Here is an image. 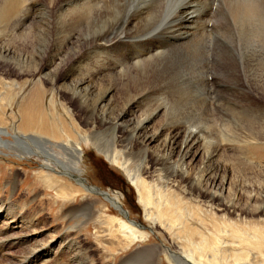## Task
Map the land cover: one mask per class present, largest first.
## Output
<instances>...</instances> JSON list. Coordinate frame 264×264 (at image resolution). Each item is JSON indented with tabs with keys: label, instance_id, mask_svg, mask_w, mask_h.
Here are the masks:
<instances>
[{
	"label": "bare ground",
	"instance_id": "1",
	"mask_svg": "<svg viewBox=\"0 0 264 264\" xmlns=\"http://www.w3.org/2000/svg\"><path fill=\"white\" fill-rule=\"evenodd\" d=\"M40 1L41 10L55 17L52 22L39 18L43 40L71 47L73 54L66 60L59 48L50 63L20 55L19 73L42 70L84 112L86 125L95 129L92 136L74 124L75 130H68L54 112L39 116L38 125L31 124L29 111H24L26 129L10 132L0 127V150L22 159H42L50 179L54 174L69 176L77 187L71 185L66 196L94 194L119 210L122 217L115 222L121 232L113 238L117 245L122 242L121 249H129L147 241L150 233L143 224L125 220L129 215L121 209L118 192L88 185L82 177L79 142L91 143L120 166L138 191L146 220L160 225L173 246H151L128 257L125 264H156L161 253L170 264H264V169L246 156L248 148L264 142V0H53V7ZM222 28L241 33L242 54L229 48H223L222 55L215 51L210 39ZM205 36L209 44L198 46ZM82 46L88 49V74L80 79L73 69ZM190 46L201 48L199 65L205 72L199 71L203 76L198 86L204 91L194 113L171 114L169 96L156 83L164 70L158 66L171 51ZM0 49L4 58L16 57L10 46ZM223 90L243 103L248 121L223 113L215 97ZM66 112L70 115V110ZM101 132L111 133L112 140L101 141ZM1 235L0 249L13 242ZM14 240L24 245L29 241ZM80 250L72 252L68 246L63 258L87 264V254ZM27 252L15 264H66L55 258L54 245H37ZM144 254L147 257L139 260Z\"/></svg>",
	"mask_w": 264,
	"mask_h": 264
},
{
	"label": "rangeland",
	"instance_id": "2",
	"mask_svg": "<svg viewBox=\"0 0 264 264\" xmlns=\"http://www.w3.org/2000/svg\"><path fill=\"white\" fill-rule=\"evenodd\" d=\"M40 2V0H31L30 4L21 5L20 0H0V48L10 46L17 52L16 57L10 60L4 58V54L0 55V127L10 132L13 131V128L20 130L24 126L22 113L26 111H29L28 121L31 124L36 122V125L39 123V116L43 115L45 118L47 114L54 112L57 121L69 125L68 130L74 131L75 127L72 126L74 124L84 134L92 136L95 127L86 125L84 112L75 102L69 101V96L62 91L63 89L60 88L59 84H51L48 77L41 73L42 70L37 74L19 73L21 71L20 55L28 56L34 61L37 59L39 62L41 59L45 63H50L51 58L59 48L66 60H69L68 55L70 57L73 54L71 47L64 45L58 47L43 40V35L40 33V29L38 30L39 18L44 16L52 22L55 17L51 16L49 11L41 10ZM43 2L50 7L53 5V0H43ZM24 19L26 20L25 24ZM211 26L212 24H210ZM212 35L210 43L215 44V51L219 55L223 54V48H229L233 54H238V52L242 54L241 45L244 44V41L241 40V33L237 30L222 28ZM199 40L200 42H196L198 46H205L207 42L209 44L207 36L201 37ZM200 49L199 47L196 50L190 46L186 50H173L168 54L165 62L162 60L158 66L164 70L156 83L163 86L164 91L169 96L170 103L168 106H170V110L173 109L171 114L174 111L194 113L196 106L199 105L200 94L204 91L202 86H198L201 85L198 81L203 76L200 75V72L204 70L199 65V59L202 58ZM0 50L3 51V49ZM87 53V47L82 46L78 54L75 55L79 64L75 70L73 69V73L80 79L88 74ZM170 82L173 83V86ZM182 93H185V97ZM215 97L217 105L222 108L225 115H235L239 122L249 120L247 118L250 116L248 110L232 92L219 91L216 92ZM262 101L264 103V100ZM66 109L70 110V115ZM24 129L26 128L23 127ZM77 132L73 134L76 139ZM103 134L99 137L102 139L101 141L112 140L113 135L111 133L104 134V136ZM5 139L13 140L11 137ZM79 143L82 146V177L86 179L88 185L99 188L101 191L118 192L121 196V209L129 215L128 219H123L146 226L148 228H146V232L150 233V238L145 242H137L129 249H121L122 242L117 245L116 238H113L115 233L121 232V226L119 227L116 223V217H122L119 210L113 208L102 197L94 194L82 193L76 196H66L71 185L77 187L69 176L60 175L61 177H57L54 174V178L50 179L47 176L50 173L44 168L45 163L42 159L37 157L32 159L18 158L13 152L2 148L0 150L2 152H0V211L2 212L0 215V235L10 237L13 241L12 243H4L2 250L0 249V261H3V264H15L27 255V251L32 250L37 245L38 247L47 244L54 245L58 254L55 258L60 261L64 260L62 263L66 264H70L72 260L70 257L63 258L62 251L68 249V246H72V252L77 250L79 252L81 249L80 251L87 254V264H125L128 257L135 256L139 251L149 249L151 246L173 247L166 231L160 225L155 224L156 226H153L152 222L146 220L145 210L139 201L138 191L124 170L109 161L91 143L86 144L83 141ZM33 145L36 146L37 143H33ZM246 156L251 164L264 169V142L254 144L253 148H248ZM61 179L66 180V182H62ZM90 205L93 207L92 209L87 207ZM13 220L15 222H12ZM140 230L143 231V229ZM98 235L102 237L100 238ZM20 237L26 239L28 237V243L25 245L17 244L18 241L14 239ZM62 244L66 245L63 250ZM72 244H75L76 247L79 246L80 249L76 250ZM145 257L147 256L144 254L139 257V260H143ZM156 264L170 263L161 253Z\"/></svg>",
	"mask_w": 264,
	"mask_h": 264
}]
</instances>
